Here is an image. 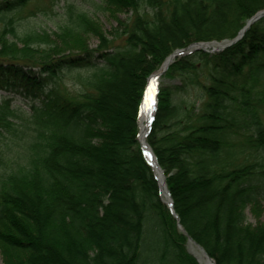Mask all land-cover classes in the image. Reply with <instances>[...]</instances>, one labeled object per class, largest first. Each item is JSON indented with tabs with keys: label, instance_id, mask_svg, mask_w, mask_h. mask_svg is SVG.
<instances>
[{
	"label": "trees",
	"instance_id": "obj_1",
	"mask_svg": "<svg viewBox=\"0 0 264 264\" xmlns=\"http://www.w3.org/2000/svg\"><path fill=\"white\" fill-rule=\"evenodd\" d=\"M33 1L0 0V91L38 100L29 142L0 146L3 264H199L189 238L215 264H264V18L160 78L146 141L178 221L138 140L148 78L234 39L264 0H98L108 31L75 4L54 39L19 33ZM74 73L81 89L60 88ZM13 116L0 101V137Z\"/></svg>",
	"mask_w": 264,
	"mask_h": 264
},
{
	"label": "rangeland",
	"instance_id": "obj_2",
	"mask_svg": "<svg viewBox=\"0 0 264 264\" xmlns=\"http://www.w3.org/2000/svg\"><path fill=\"white\" fill-rule=\"evenodd\" d=\"M94 3L99 4L100 2L98 0L33 1L29 11L33 12L34 15H30L21 20L18 31L19 33H47L54 39V33L58 32L59 28L64 26L68 21V7L75 4L88 12L91 18L98 20L102 24L104 31L110 30L116 25V22L110 17L109 13L97 10ZM121 17L124 18L125 16L121 15ZM88 43L91 47H96L98 41L90 38ZM57 83L60 88L72 93L82 87V82H80V78L76 73L62 77L61 80H57ZM3 100L10 101V109L14 112V116L8 119L12 123L14 131L10 133L4 132L3 137H0V146L4 148L5 144L15 146L29 142L28 137L23 135L20 130L31 124L34 113L33 106L37 105L38 100L34 97L24 96L23 94L0 91V101ZM247 214L249 220L252 223L255 222L252 214L248 211ZM261 220L264 221V203L262 205ZM187 247L191 254H194L195 250H197L195 246L192 247L189 244H187ZM0 264H3L1 255Z\"/></svg>",
	"mask_w": 264,
	"mask_h": 264
},
{
	"label": "water",
	"instance_id": "obj_3",
	"mask_svg": "<svg viewBox=\"0 0 264 264\" xmlns=\"http://www.w3.org/2000/svg\"><path fill=\"white\" fill-rule=\"evenodd\" d=\"M264 18V9L259 11L258 13H256L252 18H250L246 25L244 26L243 29L240 30V32L238 33V35L230 40V41H224L223 43H213L212 45H209L208 43H195L190 45L188 48L183 49V50H177L175 51L173 54H171L163 63V65L161 66V68L154 74H152L149 78H148V82H147V87H146V91L145 94L143 96V100L140 106V112H141V108L143 105V102L146 98H148V91L150 88V83L152 82L154 84V96H155V107H154V111L152 112L150 119H149V125H148V129L145 135V140L143 141L140 138V132H141V127H140V116H139V128H140V132L138 135V140L139 143L141 145V149L143 152V155L147 161V163L151 166V168L153 169L156 179L158 181V185L161 191L162 196L164 197V203L168 206V208L170 209L172 215L177 219L178 221V217L176 216V213L174 211L173 208V200L171 198V195L168 191V188L166 186V182H165V175L163 173V171L161 170L157 159L152 151V149L150 148L149 144L146 142V137L150 131L151 128V124L152 121L155 117V113L157 110V98L156 95L158 93V83H159V79L160 77L167 71V69L170 67V65L174 62V60L179 57L180 55L183 54H190L194 51H203V52H210V53H215V52H221L225 49H227L228 47L236 44L237 42H239L245 35V33L249 30V28L255 24L257 21H259L260 19ZM216 46V47H213ZM211 49V50H209ZM178 228L183 232L182 227L180 226V224H178ZM188 244L191 246H195L199 251H201L209 260H211L214 264L215 262L207 255V253L204 251V249L202 247H200L198 244H196L191 238L188 239ZM194 255V254H192ZM194 257L197 259L196 255H194ZM198 263L201 264L199 262V260L197 259Z\"/></svg>",
	"mask_w": 264,
	"mask_h": 264
},
{
	"label": "bare ground",
	"instance_id": "obj_4",
	"mask_svg": "<svg viewBox=\"0 0 264 264\" xmlns=\"http://www.w3.org/2000/svg\"><path fill=\"white\" fill-rule=\"evenodd\" d=\"M154 107H155L154 84L151 82L148 91V98L144 100L140 112V127H141L140 138L143 141L145 140V135L149 125V119L152 112L154 111ZM194 254L196 255L197 259L201 264H214L198 249L195 250Z\"/></svg>",
	"mask_w": 264,
	"mask_h": 264
}]
</instances>
